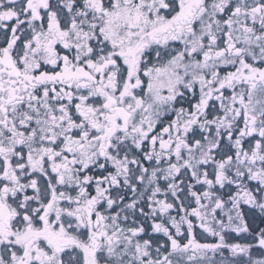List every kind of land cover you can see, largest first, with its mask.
Wrapping results in <instances>:
<instances>
[{
    "label": "snow or ice",
    "instance_id": "snow-or-ice-1",
    "mask_svg": "<svg viewBox=\"0 0 264 264\" xmlns=\"http://www.w3.org/2000/svg\"><path fill=\"white\" fill-rule=\"evenodd\" d=\"M0 264H264V0H0Z\"/></svg>",
    "mask_w": 264,
    "mask_h": 264
},
{
    "label": "flooded vegetation",
    "instance_id": "flooded-vegetation-1",
    "mask_svg": "<svg viewBox=\"0 0 264 264\" xmlns=\"http://www.w3.org/2000/svg\"><path fill=\"white\" fill-rule=\"evenodd\" d=\"M197 231L199 232V229H197Z\"/></svg>",
    "mask_w": 264,
    "mask_h": 264
}]
</instances>
